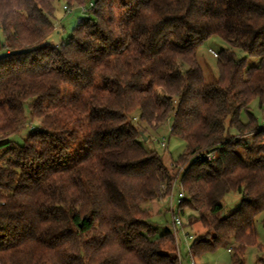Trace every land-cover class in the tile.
<instances>
[{"label": "trees", "instance_id": "1", "mask_svg": "<svg viewBox=\"0 0 264 264\" xmlns=\"http://www.w3.org/2000/svg\"><path fill=\"white\" fill-rule=\"evenodd\" d=\"M58 2L87 16L51 44ZM212 35L227 47L207 80L197 49ZM253 99L264 119V0H0V264H180L168 229L151 237L146 204L203 150L217 154L179 178L177 214L204 228L190 254L232 247L243 264L264 212ZM134 113L153 130L171 117L185 142L175 165L144 145ZM31 121L21 143L2 140ZM229 191L241 198L225 212Z\"/></svg>", "mask_w": 264, "mask_h": 264}, {"label": "rangeland", "instance_id": "2", "mask_svg": "<svg viewBox=\"0 0 264 264\" xmlns=\"http://www.w3.org/2000/svg\"><path fill=\"white\" fill-rule=\"evenodd\" d=\"M86 13L87 11L84 7H73L66 10L63 8V4L61 2H58L56 4V10L54 13L55 22L58 27V30L54 31L49 36L48 41L51 44H54L60 41L61 39H65L66 36L71 32V29L77 23L78 18L87 16ZM225 47H227V43L223 39H221L217 35H212L197 49V61L203 69L204 76L207 80H213L217 76V54L216 56L210 55V53L208 52V48L213 49L217 53L220 49ZM4 52H6V50ZM235 53L238 57L244 55V52L239 49H235ZM256 63H258V58H247L246 65ZM250 111L260 123L262 120V116L260 109L258 108V102L256 99H253L251 101ZM134 114L135 115L132 119L133 123H135L139 128L143 130V134L146 137V140H143L144 145L150 149H154L158 154H160L166 164L171 163L170 165H175L172 160L177 158V156L182 152L185 142L180 137L170 135L169 127L171 117L167 118V120L161 123L157 127V129L153 130L149 128L144 122H142L136 113ZM240 117L244 121L246 119V114L242 112ZM31 125H34L32 121L18 133L11 134L2 140L9 139L14 143H21L23 138L28 133L29 129H31ZM251 131L246 130L240 133L236 132L234 129H231L230 133H232L235 137L248 138L255 142V139H253L252 137L253 131ZM1 150L2 149H0V153ZM203 152L205 151L203 150L198 153ZM210 152L212 155L217 154L216 151L213 150H211ZM198 153L187 157L183 162L176 165V178L173 182L172 190H170V193L168 195L162 197L161 199H153L146 204V207L150 214V228L155 232V234L151 235L152 238L156 237L159 234H162L164 229H168L167 227L171 223L172 216L174 214L178 215L177 204L179 201H177V193L183 192L185 196V191L181 187L179 181L180 174L193 160H199L197 156ZM184 196L180 199L183 200ZM240 198L241 195L238 192H227L222 197V204L225 212H230L234 208H236L240 202ZM187 213H189L188 209L185 214L179 216L182 218L184 223L183 228H179L177 230L176 237L175 234L168 229L173 235L174 249L172 250V253L177 256L180 261V264H232V253L228 251L226 247L222 246L204 252L199 256H191L189 247L192 242V239H189L188 235H198L199 233L204 231V228H202V226L198 222L187 226ZM262 220H264V212L258 213L255 217L254 227L256 232L257 243L247 245L245 247L241 256L243 264H264V262L261 261V259H264V221ZM152 224H154L155 228H153ZM159 230L161 231L159 232Z\"/></svg>", "mask_w": 264, "mask_h": 264}, {"label": "built area", "instance_id": "3", "mask_svg": "<svg viewBox=\"0 0 264 264\" xmlns=\"http://www.w3.org/2000/svg\"><path fill=\"white\" fill-rule=\"evenodd\" d=\"M63 8L64 9H68L67 6L65 4H63ZM208 52L210 53V55H213L215 56L217 53L211 49V48H208ZM260 127H264V119L261 120V123H260ZM198 158L201 159L202 157H205L206 159H212L214 158L215 155H212L210 151H205L203 153H198L197 154ZM184 196L183 192H178L177 193V201H180L181 199ZM183 223L184 221L182 220L181 217H179V215H173L172 216V220H171V223L170 225L167 227L171 232H173L175 234V237H176V233H177V230L179 228H183ZM187 234V233H186ZM194 237L193 234H189L188 235V238L189 239H192ZM232 247H228L227 250L230 251Z\"/></svg>", "mask_w": 264, "mask_h": 264}, {"label": "crops", "instance_id": "4", "mask_svg": "<svg viewBox=\"0 0 264 264\" xmlns=\"http://www.w3.org/2000/svg\"><path fill=\"white\" fill-rule=\"evenodd\" d=\"M152 225H153V228H155V227H154V224H152ZM163 229H164V228H163ZM163 229H162V230H163ZM160 231H161V230H159V232H160Z\"/></svg>", "mask_w": 264, "mask_h": 264}, {"label": "water", "instance_id": "5", "mask_svg": "<svg viewBox=\"0 0 264 264\" xmlns=\"http://www.w3.org/2000/svg\"><path fill=\"white\" fill-rule=\"evenodd\" d=\"M144 138H146V137L144 136Z\"/></svg>", "mask_w": 264, "mask_h": 264}]
</instances>
